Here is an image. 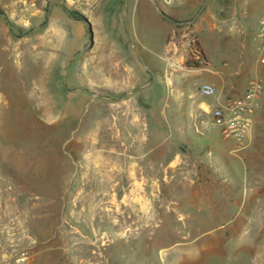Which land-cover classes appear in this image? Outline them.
I'll list each match as a JSON object with an SVG mask.
<instances>
[{
	"label": "rangeland",
	"instance_id": "1",
	"mask_svg": "<svg viewBox=\"0 0 264 264\" xmlns=\"http://www.w3.org/2000/svg\"><path fill=\"white\" fill-rule=\"evenodd\" d=\"M0 8V264H264V100L239 148L200 92L264 77V0Z\"/></svg>",
	"mask_w": 264,
	"mask_h": 264
},
{
	"label": "built area",
	"instance_id": "2",
	"mask_svg": "<svg viewBox=\"0 0 264 264\" xmlns=\"http://www.w3.org/2000/svg\"><path fill=\"white\" fill-rule=\"evenodd\" d=\"M254 48L257 65L264 66V14L258 23ZM200 92L215 100L203 122L206 127L218 126L225 140H232L241 148L245 147L254 124L255 115L264 100V77L257 72L248 82L245 90L236 96L222 97L221 92L211 83L204 82Z\"/></svg>",
	"mask_w": 264,
	"mask_h": 264
},
{
	"label": "bare ground",
	"instance_id": "3",
	"mask_svg": "<svg viewBox=\"0 0 264 264\" xmlns=\"http://www.w3.org/2000/svg\"><path fill=\"white\" fill-rule=\"evenodd\" d=\"M145 199H146V195L145 194H142V195L137 194L136 197H135V202L143 205L142 212L149 210V206L147 205V201H145Z\"/></svg>",
	"mask_w": 264,
	"mask_h": 264
},
{
	"label": "water",
	"instance_id": "4",
	"mask_svg": "<svg viewBox=\"0 0 264 264\" xmlns=\"http://www.w3.org/2000/svg\"><path fill=\"white\" fill-rule=\"evenodd\" d=\"M157 10L161 12V9H160V8H157ZM86 24H87V26H88V29H89V35H90L89 43H91L92 40H93V38H94V33H93V30H92V27H91L90 22L86 21Z\"/></svg>",
	"mask_w": 264,
	"mask_h": 264
},
{
	"label": "trees",
	"instance_id": "5",
	"mask_svg": "<svg viewBox=\"0 0 264 264\" xmlns=\"http://www.w3.org/2000/svg\"><path fill=\"white\" fill-rule=\"evenodd\" d=\"M2 9L0 8V14H2ZM77 19H80L79 17H80V15H79V13L77 12V11H75V10H71L70 11Z\"/></svg>",
	"mask_w": 264,
	"mask_h": 264
},
{
	"label": "crops",
	"instance_id": "6",
	"mask_svg": "<svg viewBox=\"0 0 264 264\" xmlns=\"http://www.w3.org/2000/svg\"><path fill=\"white\" fill-rule=\"evenodd\" d=\"M256 64H257V63H256ZM256 66H257V65H256ZM246 86H247V85H246ZM246 86H244V85H241V87H242L243 91L245 90ZM243 91H242V92H243ZM242 92H241V93H242ZM239 94H240V93H239ZM250 135H251V132H250ZM250 135H249V137H250Z\"/></svg>",
	"mask_w": 264,
	"mask_h": 264
}]
</instances>
